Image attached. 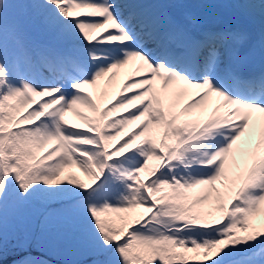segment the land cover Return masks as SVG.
Wrapping results in <instances>:
<instances>
[{
    "label": "snow or ice",
    "instance_id": "obj_1",
    "mask_svg": "<svg viewBox=\"0 0 264 264\" xmlns=\"http://www.w3.org/2000/svg\"><path fill=\"white\" fill-rule=\"evenodd\" d=\"M9 7L0 0V259L25 209L71 201L107 257L96 264H264V70L233 66L257 55L241 54L247 36L197 34L171 0H27L66 45L32 47ZM241 7L264 16V0ZM124 69L137 79L120 85ZM71 169L90 183L65 179ZM14 247V264H44Z\"/></svg>",
    "mask_w": 264,
    "mask_h": 264
},
{
    "label": "rangeland",
    "instance_id": "obj_2",
    "mask_svg": "<svg viewBox=\"0 0 264 264\" xmlns=\"http://www.w3.org/2000/svg\"><path fill=\"white\" fill-rule=\"evenodd\" d=\"M24 0H8L10 7L8 10L17 9L19 4ZM127 0H123L121 3H126ZM228 3L223 5L222 7H226ZM223 14L227 11H222ZM131 95V94H130ZM127 112V111H125ZM69 172L75 174L79 179H83L86 183H90L88 177L79 169H71L65 172L64 178L66 179ZM51 212L49 213L47 219L42 223L41 232L48 233L55 229L52 235V239L55 245L58 242H64L74 240V245L69 246L65 252H60V249L56 250L59 255H63L65 258H70V264H77L81 262V259L86 255L97 256L98 258L93 261L86 262V264H96L98 260H105V256H98L96 254V245L94 241V237L92 236L91 230L85 225L82 220L81 215L74 209L72 202H66L63 205L52 204ZM45 210L48 207H44ZM49 210V209H48ZM39 209L36 206L33 207V215L31 214L29 217H33L38 213ZM26 212H23L25 214ZM46 213V212H45ZM27 217V216H26ZM23 216V219L26 218ZM28 222L26 219L22 223ZM58 227V228H57ZM46 236L41 235L40 240L43 242ZM72 242V241H71ZM24 243V242H23ZM30 242H26L28 245ZM47 246V245H46ZM31 254L44 262V264H58L56 261H51L47 258L46 255H43L41 252H31ZM88 255V256H89ZM5 256L3 257V259ZM86 259V258H85ZM88 261V260H86ZM7 261H5L6 264ZM11 264H14V261H11Z\"/></svg>",
    "mask_w": 264,
    "mask_h": 264
},
{
    "label": "bare ground",
    "instance_id": "obj_3",
    "mask_svg": "<svg viewBox=\"0 0 264 264\" xmlns=\"http://www.w3.org/2000/svg\"><path fill=\"white\" fill-rule=\"evenodd\" d=\"M222 1L223 0H205L203 2L207 3V6H209L211 3L219 2L217 4H219L221 6V4H223ZM241 4L242 3H240V4H238L236 6V7H238V12H241L243 9H245V8L241 7ZM247 10H249V9H247ZM251 13H252V16L254 18H256L257 20H260L261 22L264 23V16H261L259 10H256L254 12L252 11ZM101 34L102 33H97V36H100ZM129 77H130V80H131L130 83L132 82L133 79H137V77L131 75V69H127V70L124 69V70H122L121 76L119 77V83L121 84L123 82V80L128 79ZM113 99H114V96H113ZM215 102H216V98H213V105L215 104ZM117 115H119V114H117ZM69 119L70 120H74V118L71 117V116L69 117ZM77 123H79V122L77 121ZM217 187H220V185L218 184ZM257 223H259V220L257 221Z\"/></svg>",
    "mask_w": 264,
    "mask_h": 264
}]
</instances>
